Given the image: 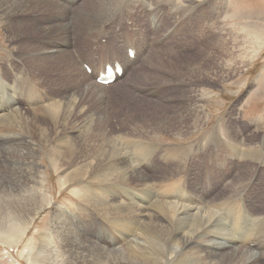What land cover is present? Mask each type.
Instances as JSON below:
<instances>
[{
    "label": "rangeland",
    "instance_id": "rangeland-1",
    "mask_svg": "<svg viewBox=\"0 0 264 264\" xmlns=\"http://www.w3.org/2000/svg\"><path fill=\"white\" fill-rule=\"evenodd\" d=\"M51 1L59 2L66 8L67 14L62 18L66 16L64 21L71 27L69 42L67 36L65 39L62 37L60 40L59 37L55 40L45 37L43 33L42 38H47L46 42L40 40V35L36 34H28L26 38H20V34L11 36L10 33L13 31L8 32L6 29L10 25L8 19H2L5 22L0 20V66L3 70L0 75V109L7 108L14 99L25 100L30 89L37 91L46 89L48 93H53L52 95L60 94L62 99L75 95L78 85L83 86L89 81L96 82V71H101L106 64H112L111 56L115 50L124 56L127 47L133 49L135 54L136 52L138 56L140 54L139 59L130 60L134 68L128 76L118 79L111 87L105 89L107 98L103 102H97L95 113L98 109L101 114L108 116L116 130L123 134L120 144L132 155L134 166L148 178L153 187H156L163 176L164 179H169L168 184L175 183L177 179H184V183L186 182L184 187L189 194L183 198L179 196L177 203L194 201L192 196L194 193L205 200L220 203L227 200L229 205L226 204V209L229 210L230 205L244 202L239 195H244L242 198L246 196L253 214L243 211L245 216L242 221L243 233L246 234L244 238L251 241L248 247L254 248L256 243L252 242L256 241L255 235L259 233L254 231V228L264 231V161L257 160L262 158L260 153L257 158L254 157V153L248 155L246 151L248 149L264 151V45L260 48L258 40L253 42L249 35L244 34V29L246 28L247 34L252 32L259 37L264 36V0H115L116 4L114 0H104L106 4L104 1L97 2L99 0ZM148 6L152 7L148 9ZM78 8L81 9V13L76 11ZM47 11L45 8L33 15L26 14L30 20L25 22L23 17L19 16L24 26L36 25L41 30L54 28L57 24L48 21L56 19L54 23H57L59 21L57 12L54 14ZM117 12L121 13L120 18H114ZM76 18L85 19L86 23L97 26L100 31L89 33L80 29L79 34L73 36L72 29ZM25 29L30 33V26ZM58 39L68 42L70 46L62 49L59 44L62 42ZM30 43L40 44L47 51L54 52L57 46L65 53L68 52L67 54H71L79 63L80 76L67 67L68 61L64 59L60 63L56 59L57 64H49L50 70L47 74L32 70L19 57L21 52L31 54L28 47ZM240 47L243 51H240ZM239 57H243L247 61L246 64L238 65ZM147 60L151 63L145 67ZM84 66L94 73H86ZM189 70L202 71L203 74L189 76L187 74ZM23 75L31 79L32 83L23 78ZM196 107L203 110V118L196 128H192L190 127L193 119L192 109ZM178 117H184L182 123L177 121ZM164 122H169L170 127L162 124ZM179 127L182 131L188 132H183L181 137L178 136L176 129ZM222 154L227 157L222 159ZM243 155L248 158H244ZM41 158L43 159L39 164L43 168L42 175L53 179L49 180V184L43 190L51 192L52 195L55 192L54 206L40 215L33 230L29 231L24 242L22 241L16 248L11 249L0 243V264H24L19 259V254L27 251L28 247L38 246L40 233L46 232L50 222L48 220L52 217L51 210L54 209L52 207L56 206L68 209L67 213H62L73 223L77 220L80 232L95 245L106 251L124 248L127 242L122 243L123 237H127V234L130 236V233L133 235L134 230L127 228L128 232H122L109 221L101 223L99 214L90 213L89 216L86 215L84 208L77 209L79 201L75 194L78 193V189L71 186L62 192L58 187L53 188L51 183L54 182L55 176L51 177V167L45 156L41 155ZM147 161L150 165L146 163ZM138 162L142 163V166ZM238 164L245 167L239 168ZM12 165L17 167L16 163H10L11 169H21L19 166L13 168ZM181 166L187 174L184 172L178 175L171 174L175 168ZM179 182L183 184V180ZM98 186L100 188L103 185ZM119 186L130 188L132 197L133 194L139 193L135 186ZM91 190L99 194L97 188ZM142 200L140 202L139 199H133L132 202L140 205L139 207L143 206L142 209L149 213L155 199L146 200V197H142ZM40 205V201L35 202L29 198L27 189L19 183L1 188L0 234L6 233L9 225L23 224ZM225 214L223 213V217ZM232 222L233 219L230 224Z\"/></svg>",
    "mask_w": 264,
    "mask_h": 264
},
{
    "label": "bare ground",
    "instance_id": "bare-ground-1",
    "mask_svg": "<svg viewBox=\"0 0 264 264\" xmlns=\"http://www.w3.org/2000/svg\"><path fill=\"white\" fill-rule=\"evenodd\" d=\"M100 1L104 0H99L97 2ZM0 2H2L0 3V20L8 19L10 25L6 29L8 32L13 31V33H10L11 36L20 34V38H26L28 34H36L37 36L40 35V40L43 42L48 41L45 37H50L51 39L55 38V40L59 37L60 40H62V37L65 39L66 36L67 39L69 38L71 27L64 21L66 16L62 18L63 15L67 14V11L59 2H53L51 0H0ZM143 2L145 3V1ZM116 3L115 1V4ZM99 4L100 3H98V5ZM149 7L152 6H148V9ZM45 8L49 12H54V14L57 12L56 15L59 21L57 23H54V21H57L56 19L48 21L57 25H55L54 28L43 30L36 25H29L31 30L30 33H28L25 27L29 26H24L23 24L26 20H30L28 18L29 16L27 15V17L26 14L32 13L33 15L36 11L44 10ZM109 9L111 8L109 7ZM80 10L81 9L78 8L76 11L81 13ZM103 12L105 11L103 10ZM105 13H107V11ZM19 15L23 17L22 19L24 22ZM120 17V12L114 16V18ZM77 18L73 24V36H77L80 29H84L88 32L100 31L97 26H91L86 23L84 21L85 19L81 20L80 18V20H78ZM41 33L44 34V38H42ZM85 34L88 35L87 32ZM244 34L249 35L253 42L258 40V44L261 45L260 48L264 45V36L259 37L252 32L247 34L246 28L244 29ZM83 37L84 36H82V38ZM60 40L59 42H62ZM68 42L63 41L59 44L63 49L70 46ZM28 47H30L31 54L28 55L21 52L19 53V57L23 59L32 70L36 69V71H40L41 74L42 72L47 74V71L50 70L48 69L49 64H55L56 59H58L57 62L59 61V63L64 59L66 62L68 61L67 67H70V69L74 70L76 75L80 76V65H78L79 63L75 61V58H73L71 54H67L68 52L65 53V51L59 49L57 46L54 52L47 51L40 44L35 45L30 43ZM127 49L131 48L127 47L126 50ZM239 49L243 51V48L240 47ZM126 50L124 56L122 53H119L118 50H115L110 61L112 63L116 60L119 62L117 64L123 70V74L120 77L121 79L128 76L129 72L134 68L133 62L127 57ZM138 57H140V54L138 56V52H136L133 60L139 59ZM246 62L247 61L244 60L243 57H239L238 65L246 64ZM150 63L151 62L148 61L145 67ZM106 66L107 65H104L102 68L103 74ZM140 71L142 72L143 70ZM98 72L96 71V78ZM201 72L202 71L189 70L187 74L189 76H201L203 74V72ZM2 73L3 70L0 66V75ZM92 73H94L93 70ZM15 76L20 75L15 74ZM22 77L27 78L29 82H31V79L27 76L23 75ZM77 78L79 79V77ZM117 80L118 78H116L111 85L107 86L98 85L96 82L94 83V81H89V83L83 84V86L76 85L78 91L75 92V95L67 96L64 99L60 97V94L52 95L53 93H48L46 89L44 91L43 89L39 91L30 89L28 91V97L25 100L14 99L7 108L0 109V189L10 184L19 183L27 189L29 198L35 202H41V205L33 210L30 217L23 224L9 225L7 232L0 234V243L11 249L16 248L29 234V231L34 227L40 215L54 204L55 192L52 195L51 192L43 190L45 186L49 184V180H51V178H47L45 175L43 176L41 172L43 168L39 163L42 161L41 159H43L41 155L42 157L44 155L46 162L51 167V177L55 176L54 182L51 183L53 188L58 187L60 191L64 192L71 186L76 187L78 193L75 195L79 201L77 209L82 210V208H84L86 215L89 216L90 213L99 214L100 216L98 217L102 219L100 220L101 223H107V221H109L111 225L116 228L118 227L117 229H120L122 232L126 233L127 228H132L134 234L132 235V233H130V236L127 234V237L121 234L124 236L123 240L121 239L122 243L124 241L127 242L124 248L106 251V249L92 243L80 232L81 229L79 230L77 220L76 223H73L70 221L71 219L69 220L66 215L62 213H67L68 209L66 210L63 206L52 207V209H54L53 211L51 210V220H48L50 217L47 219L48 222H50L48 226L46 225V232L40 233L38 246L28 247L27 251L19 254V259H21L24 264H264V231L255 230L256 227L254 228V231L259 232L257 236L255 235L256 241L252 242L256 243L254 248H249L248 243H251V241L244 238L246 234L244 235L243 233L242 221L244 220L243 217H245L243 211L246 210L250 215L253 214L250 210L252 207L246 196L242 198L244 195H239L244 202L230 205L231 208H229V210L226 209V206L229 205V201L226 200L225 202L223 198L224 202L220 203L210 199H201L202 196L199 198L197 196L198 194L196 195L194 193L192 194V196H194V201L186 202L185 200L186 203H181L179 201L180 204L177 203L179 196L183 198L185 195L189 194V191L184 187L186 186V182L184 183L183 178L177 179L175 183L168 184L169 179H164L163 176V179L159 180L154 188L152 184L149 183L148 178L141 171L136 169L132 161V155H130L129 152L127 153L125 148L120 144L123 134H120L116 130L108 116L101 114L98 109H96V113H98V115H96L94 109L97 102H103V100L107 98L105 89L111 87ZM202 111L203 110L199 109V107L192 109L193 119L190 127L196 128L201 118H203ZM183 119L184 117H178L177 121L182 123ZM162 124H166L165 126L170 127L169 122H164ZM183 132L187 133L188 131H182L181 127L176 129V133L180 137ZM227 145L230 146V144ZM238 148L240 149V147ZM233 152L232 150V153ZM246 153L248 155L249 153H254V157H257L260 153L262 158L257 160L264 161V151L258 152L256 149H248ZM226 155L222 154V159L228 156ZM244 158L248 157L245 156ZM244 162L246 163V161ZM10 163H16L17 167L19 166L21 169H11L9 167ZM146 163L149 164V161ZM158 163H160V161ZM139 165L142 166V163ZM12 166L13 168L15 167V165ZM238 167L244 168L245 166L243 164L242 166L238 164ZM183 172L184 170L181 166L175 168L171 174L176 173L175 175H178ZM179 180H183V184L180 183ZM98 185L103 186L99 188ZM119 185L135 186L139 189V193L134 191L136 194H133L132 197V190L130 191V188H121ZM92 188H97L99 194H97L98 192L95 193L92 191ZM232 191L236 192V190ZM195 193L198 192L195 191ZM234 195H236V193ZM142 197H146V200L155 199L154 205L149 213L142 209L143 206L139 207L140 205L138 206L137 203L135 204L132 202L133 199H139V201L142 202ZM223 213H226L224 217ZM22 217L25 218V216ZM232 219L233 222L230 224ZM254 220L257 221L256 219ZM247 229L249 230L248 227ZM120 246L122 245L120 244Z\"/></svg>",
    "mask_w": 264,
    "mask_h": 264
}]
</instances>
